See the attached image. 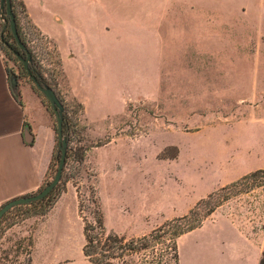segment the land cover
Returning a JSON list of instances; mask_svg holds the SVG:
<instances>
[{"label":"rangeland","instance_id":"374dc122","mask_svg":"<svg viewBox=\"0 0 264 264\" xmlns=\"http://www.w3.org/2000/svg\"><path fill=\"white\" fill-rule=\"evenodd\" d=\"M89 9L94 34L109 35L105 46L118 60L91 70L100 71L99 83L73 86L55 45L38 35L19 6L20 27L35 55L29 67L56 91L76 134L70 142L64 135L74 154L53 206L66 207L65 213L26 218L29 208H13L0 222V264H30L38 232L41 264L53 257L60 259L56 264H91L82 252L83 219L94 223L91 200L108 230L139 238L152 230L130 228L135 212L156 219L179 196L198 198L226 173L264 164V0H93ZM7 20L0 6V33ZM0 49L17 77L16 94L28 86L50 106L23 63ZM48 111L56 135L46 177L51 183L60 150L56 117ZM82 148L85 161L78 164ZM253 173L206 197L191 220L215 207L203 223L223 214L254 231L263 228L264 169ZM179 251L184 264H193L187 239ZM214 256L209 250L207 258Z\"/></svg>","mask_w":264,"mask_h":264},{"label":"crops","instance_id":"0c3cea01","mask_svg":"<svg viewBox=\"0 0 264 264\" xmlns=\"http://www.w3.org/2000/svg\"><path fill=\"white\" fill-rule=\"evenodd\" d=\"M21 1L25 4L32 23L57 48L62 68L71 85L83 81L92 85L99 83L100 71L93 74L91 70L95 66L96 70L106 67L105 63L110 64L111 60L117 62V57L110 56L109 49L105 46L104 38L108 34H94V16L89 9L93 0ZM246 14L250 15L249 7H246ZM261 21V32H264V20ZM117 53L119 54L118 50ZM15 96L0 49V206L39 191L49 172L56 145L53 119L41 99L28 86L21 88L20 100L23 107ZM25 123L29 125L34 138L31 146L24 139L27 129H24ZM261 169H264V164L248 170L245 167L234 176L226 173L228 176L220 177L210 190L198 198L190 200L188 195H181L166 209H159L156 219L151 214L135 212L133 217L130 215V228L142 224L143 226L137 227L151 231L168 221L184 217L198 202L212 193ZM74 198L77 201V197ZM64 202L67 203V200ZM58 206L57 204L49 212V218L56 211L63 216L66 207ZM254 230L246 223L233 221L220 214L213 221H206L201 227L183 235L179 239V248L187 239L193 264H259L264 254V227ZM39 234L40 232L34 241L30 264H41L37 260ZM49 244L53 251L55 243L50 241ZM209 250L216 254L212 260L207 258ZM54 259L53 257L49 264H56L57 260ZM180 259L181 264H184L182 257Z\"/></svg>","mask_w":264,"mask_h":264},{"label":"trees","instance_id":"16d2710c","mask_svg":"<svg viewBox=\"0 0 264 264\" xmlns=\"http://www.w3.org/2000/svg\"><path fill=\"white\" fill-rule=\"evenodd\" d=\"M19 6H21L24 9L25 19L27 20L28 24L31 25L38 32L39 36L40 35L41 37H45V36L32 23L27 13L25 4L22 1L12 0V10L15 16L18 34L23 44L27 47L28 52L31 54L32 59L34 60L35 58L34 52L32 49H30L31 48L30 43L32 42V39L29 38V34L26 31L24 34L22 28L20 27V19L18 13ZM12 42L14 43V45L12 44ZM0 44L2 51L5 53V55L14 60V52L16 49L17 50L19 49L16 40L10 30V27L6 29L5 27L2 28V31L0 33ZM56 52L57 55L59 56L57 48H56ZM15 61L17 60L15 59ZM59 65L62 66L60 56H59ZM6 69L10 79V77L14 74L7 68V66ZM30 70H31V75L25 69L29 77H31L34 73H36L35 72L36 70L33 67H30ZM48 85L50 86V84ZM35 90L40 97L44 98L43 95L37 89ZM15 98L17 99L19 104L23 107V103L20 100L19 95H16ZM44 102L45 101L43 100V103ZM44 104L46 108L51 111L50 106L46 104V102ZM79 107L83 108L82 105H80ZM51 113L53 114L52 111ZM25 128L31 130L27 123H25L24 125V129ZM63 128H64V135L67 136L70 142L72 137L76 134V132L74 129V124L72 120L68 118L67 114L64 115ZM57 134H58V130H57ZM28 145L31 146L32 143ZM86 151L87 149H83V148L80 150L77 159L78 164L84 163ZM73 154H74L73 149L69 147L67 151L66 164H65L62 180L50 195H48L45 199L41 201L32 203L31 205L28 206L21 205L14 208H29L27 211L29 216L27 215L26 218H29L33 215H41V216L47 215L55 205L57 198L60 196V194L62 193L65 187L66 179L64 177V174H65L66 166L72 160ZM52 165L53 163L51 164L50 170L52 169ZM256 173L249 174L242 179L244 180L249 177L255 176ZM47 180L45 181L44 185L40 188V190H43L45 185H48L50 183V182L48 183ZM236 183L238 182H235L233 184ZM212 196L213 194L209 195L207 199L208 200L211 199ZM91 201L94 206V210L92 213L94 218V223H89L86 219H83L85 223L83 230L85 237V244L82 249L84 257L91 264H181L179 239L183 235L201 227L203 224V219L211 215L216 209L215 207H212L207 211V213L203 216V218L201 217L200 219L192 221L191 217L194 216L199 211L201 205L207 202L206 199H203L197 203V205L189 212L188 215L168 221L163 225H161L160 227L152 230L149 234L145 236L139 238L127 239L124 236H121L118 233L107 229L105 225L104 215L99 208V204L97 200L93 199ZM10 212H8L3 217L2 220H4V218ZM259 264H264V254Z\"/></svg>","mask_w":264,"mask_h":264},{"label":"water","instance_id":"95a60500","mask_svg":"<svg viewBox=\"0 0 264 264\" xmlns=\"http://www.w3.org/2000/svg\"><path fill=\"white\" fill-rule=\"evenodd\" d=\"M0 6H1L2 14H6L8 18V20L6 21L5 29L10 27V30L20 50V51H15L14 54L18 58V60L23 63L24 68L31 75V70H30L29 65L32 61V57H31V54L28 52L27 47L21 41L20 36L18 34L17 24H16L15 16L13 14V10H12V0H1ZM22 52H25L27 55L25 59L22 57ZM31 78L37 90L49 102L55 114V117H56L58 139H59V150H60L59 165L57 168V172L53 180L51 181V183H49L43 190L38 192L36 195L19 197V198L13 199L5 203L4 205H2V207L0 208V221L14 207L21 206V205H29L37 201H41L45 199L48 195H50L61 182L65 164H66L68 141H67V138L64 136V128H63L64 127V106L62 102L60 101V99L58 98L56 92L52 88L47 86L41 77L32 75ZM10 85L15 95H17L16 93H17L18 87H17V77L15 75H12L10 77ZM24 139L27 144L33 143L34 138L29 129H25Z\"/></svg>","mask_w":264,"mask_h":264}]
</instances>
